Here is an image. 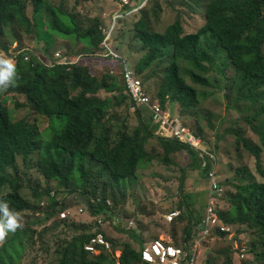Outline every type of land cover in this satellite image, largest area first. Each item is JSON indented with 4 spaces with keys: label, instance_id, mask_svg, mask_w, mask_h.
Segmentation results:
<instances>
[{
    "label": "trees",
    "instance_id": "1",
    "mask_svg": "<svg viewBox=\"0 0 264 264\" xmlns=\"http://www.w3.org/2000/svg\"><path fill=\"white\" fill-rule=\"evenodd\" d=\"M136 2L137 0H132V4L126 8H134ZM207 2L206 23L196 33L185 34L180 17L164 32L152 31L148 23L140 18L134 25L136 37L142 42V57L136 71L146 85H150L152 80L157 82L154 101L160 103L164 109L170 108L169 105L175 106L173 111L176 113L171 111L172 114L180 116L182 123L189 127L184 119L194 116V111L197 112L204 95L195 85H213L207 74L212 71V66L207 69L205 64L213 65L220 59L219 52H224L239 76L238 100L245 98V101L257 100L262 103L261 111L248 119V124L260 135L264 146V0ZM15 21L19 25L29 26V33L37 34V41L43 44L42 49L46 56L62 40L67 43L68 40L79 41L83 45V52L88 56L77 63L52 68L41 63L35 55L29 61L21 54L13 61L14 82L7 88L0 89V203H7L9 211L17 215L28 210L37 213L42 210L44 221L58 215L59 202L57 198H51L53 189L42 192L34 190L35 204L22 195L23 184H30L16 173L18 158L21 157L23 163L29 166L32 155L37 153L36 168L46 182L56 181L64 190H70V196L76 198H103V202L91 204L90 212L105 218L106 224L98 232H104L113 244L112 250L104 248L100 254H94L85 248L94 236V223H91L93 227L85 226L81 229L75 223L67 225L69 219L55 221L59 226L65 223L64 227L68 226L76 232V237L64 250L60 264H144L142 250L147 243H143L137 232L130 230L133 226L122 229L125 220L133 219L122 216L118 211L117 195L106 193L97 196V191L88 193V165H102L117 187L129 188L143 167L158 164V161L163 165H178L174 158L181 151L188 152L191 157L188 165H191L192 170L202 171L207 182L206 173L212 169L214 161L206 157L208 166L204 169V157H201L200 151L176 139L156 135V125L151 117L148 120L143 117L142 110L135 113L139 124L134 130L117 128L124 120L119 117L118 112L124 109L131 111L133 103L125 93L119 77L108 72L98 77L90 59L93 57L95 60L96 54L102 49L104 36L101 27L107 23L99 18H87L88 24L82 23L75 14L62 7H55L48 0H34L32 19L27 14L26 0H0V39L6 34L7 24ZM169 53L170 63L163 69L162 66L166 64L165 57ZM97 58L110 68L116 66L112 60ZM182 61L191 66L188 77L193 84L182 73ZM157 67L159 70L155 71ZM100 91H105L109 96L102 98L99 96ZM244 92L245 97L242 96ZM13 95L25 98L21 101L24 103H18L16 107L32 109L37 116L49 119L48 128L44 132H40L25 117L14 118L9 106L14 100L11 98ZM114 109L117 110L115 113ZM107 118L111 122L109 129L102 131ZM114 127L116 131L112 134L111 129ZM191 129L205 140L200 134L202 129ZM46 132L48 137L44 138L42 135ZM235 132L236 144L243 145L254 157L256 169L262 174L260 177L264 178L263 147L253 141L251 143L242 131ZM216 149L215 145L211 151L218 159ZM154 159L157 163H154ZM239 178L232 190L220 179L224 194L217 214L222 222L232 227L247 225L256 228L264 240V181H260L252 172L243 173ZM7 186L10 190L2 194ZM208 194L206 191L209 202ZM45 199L49 203L43 207L41 202ZM108 199L112 200V205L107 203ZM78 201L85 204L84 200ZM226 203L228 208L223 209ZM66 206V202H63V208ZM207 207L208 203L201 212L197 209L189 210L186 218L182 212L173 223L165 218L174 227L184 224L182 238L170 236L174 245L189 248L197 225L206 215ZM0 216H3L2 212ZM118 231L129 235L133 242L128 240L119 243L116 240L120 238ZM28 233L30 228L24 232L18 231L4 249L8 252L9 245L13 249L22 247L23 239ZM228 234L216 230L202 244L209 239H222ZM118 251L121 252L120 258L117 257ZM255 253L257 256L262 255L257 250ZM205 264H210V261L207 260Z\"/></svg>",
    "mask_w": 264,
    "mask_h": 264
},
{
    "label": "rangeland",
    "instance_id": "2",
    "mask_svg": "<svg viewBox=\"0 0 264 264\" xmlns=\"http://www.w3.org/2000/svg\"><path fill=\"white\" fill-rule=\"evenodd\" d=\"M48 1L55 7H62L69 13L75 14L82 23L88 24L87 18H99L103 23L112 24L110 29H114L111 36L114 42L109 43L110 46L116 50L118 48L129 60L135 53L136 62H132L135 67H138L137 64L142 57V42L136 37L134 31V25L140 18L148 23L152 31L157 32H164L177 17L182 19L186 33H194L206 23L207 0H149L142 10L126 17L120 16L121 6L119 0ZM142 1L138 0L137 6H141ZM26 2L27 14L33 19L34 0H26ZM16 22L8 23L6 26V34L0 39V56L11 58L12 53L17 55L25 47L34 51V54L41 56V59L48 63L42 49L43 44L41 45L37 41V34L29 33V26L19 25ZM33 28L35 27L33 26ZM20 44L21 50H19ZM83 50V45L79 41L68 40L67 43L62 40L59 41L50 54L53 63L58 61L56 56L58 51L69 57L73 63H77L88 56ZM219 55L220 59L213 65L205 64L207 69L212 66V71L207 74L213 85L205 87L195 85L204 95L201 98V104L198 106L197 112L194 111V116H187L184 120L190 128L192 127L197 131L198 127L202 129L200 134L207 142L202 144L203 147L209 148L210 146L214 148L215 145L217 146V165H219L220 172L216 170L218 182L222 179L232 190L240 180L238 177H241L243 173L252 172L260 181H264V178L260 177L262 174L256 169L254 157L244 149L243 145L236 144L235 132L242 131L251 143L253 141L254 144L261 145L264 151L260 135L253 131L248 124V119L261 111L262 103L257 100L245 101V98L238 100L239 76L224 56V52L220 51ZM90 59L95 66V74L98 77H102L105 72H108V65L93 60V57ZM170 60L171 54L169 53L165 57L166 64L162 66L163 69L169 65ZM190 68L189 64L182 61V73L187 81L193 84L188 77ZM157 70H159L158 67L155 71ZM147 87L150 94L155 95L157 82L154 80L150 85L147 83ZM245 95V92L242 93L243 97ZM99 96L104 98L109 95L105 91H100ZM11 98H14V100L9 103V106L15 119L27 118L40 132H44L48 128V118L37 116V113L32 109L16 107L18 103H24L21 102L25 99L23 96L13 95ZM169 107L173 113H176V111H173L176 108L175 106L169 105ZM114 111L117 110L114 109L113 113H115ZM118 113H120L119 117L124 119L123 123L117 127L118 129L129 128L132 131L138 126L139 121L136 114L131 111L128 112L126 109ZM143 117L148 120L149 113H146ZM104 123L102 131H107L111 123L110 118H107ZM111 130L112 134L116 131L115 127ZM42 136L47 138L48 133L46 132ZM152 143L156 142L152 141ZM150 147L151 145L148 148ZM159 155L161 154H157V156ZM174 159L178 162V165H163L159 161L158 165L154 164L157 163V160L154 159V165H148L139 170V176L129 188L117 187L109 173L103 170L102 165H88L87 191L88 193L97 191V196L106 193L116 194L118 211L122 216L133 219L135 226L130 230L137 232L142 237L143 243L159 238L157 234L160 232H163L162 235H174V237L179 236L178 238H182L184 224L174 227L171 225L173 222H166L165 216L171 211L179 210L181 213L183 212L186 218L189 210L197 209L200 212L204 210L206 203H208L206 198L208 182L203 178L202 171L192 170L191 165H188L191 161L188 152L181 151ZM262 160L264 165V155ZM37 161V153L32 155L29 166L23 163L21 157L18 158L16 173L30 184L29 186L27 182L23 184L22 195L35 204L34 190L42 192V190L50 191L53 189L59 202L58 210L71 209L75 212L81 207V202H77V200L83 201L85 200L84 197L70 196L68 192L70 190H64L65 188L56 181L46 182L37 171ZM8 171L12 173L11 169ZM5 188L2 194L10 190L8 186ZM63 202L67 204L66 208H63ZM227 208L226 203L223 209ZM84 214L72 216L66 224L75 223L81 229L85 226H92V219L88 217V214ZM43 215L42 210L39 213L28 210L26 213L17 215L15 231L6 230V235L0 240V259L3 264H60L64 250L70 241L76 237V232L68 226L64 227L65 223H61V226L57 225L55 222L59 221L57 215L53 219L45 221L42 219ZM2 218L3 216H0V220ZM126 221L132 225L130 220ZM27 228H30V233L23 239L22 247L13 249L9 245L10 251L7 252L4 248L8 245L9 240L18 234V231L24 232ZM232 230L230 234L222 237V239H209L202 244L203 240L199 247V261L203 262L202 264H205L207 260L210 261V264H264V240H262L257 229L247 225H235ZM111 234L115 235L114 232H111ZM118 234L120 238L116 240L119 243L132 241L129 235L124 232L118 231ZM255 250L262 253V255L257 256ZM119 261L120 259H118Z\"/></svg>",
    "mask_w": 264,
    "mask_h": 264
},
{
    "label": "built area",
    "instance_id": "3",
    "mask_svg": "<svg viewBox=\"0 0 264 264\" xmlns=\"http://www.w3.org/2000/svg\"><path fill=\"white\" fill-rule=\"evenodd\" d=\"M129 1L130 0H122L124 4ZM112 32L113 29H104L106 37L102 43L104 50L101 56L105 58L111 57L119 64L127 92L132 102L135 104L134 109L142 106L148 107L153 114L154 123L158 125V134L165 138L177 139L201 151L205 159L204 167L207 166L206 157H210L214 161V168L208 174L211 185L206 215L202 222L197 225L194 240L189 248L185 249L176 246L170 240L167 241L165 238L159 237L145 245L142 250V259L144 264H201L199 261V247L201 242L216 230L222 233H231L233 231L232 227L222 222L217 214L220 199L224 194V188L218 182L216 174L217 158L210 151V148L202 146V144H204L203 140L197 137L190 128L184 126L178 118L172 117L168 111L163 110L159 103H155L151 100L143 85L142 79H140L136 72L128 66L127 62L111 48L109 43H111ZM58 56H60V54H58ZM27 59H29V57ZM111 73L114 74L115 71L112 70ZM44 204L45 203H43V205ZM109 204H112L111 201H109ZM85 211L84 207H80L75 212L71 209L64 210L59 214V218L61 220L68 219L70 216H74V214H83ZM180 215L181 211L175 210L168 213L165 218L168 222H173ZM104 221L105 219L101 218L99 224L103 225ZM104 248L108 250L113 249L112 242L107 238L104 232H96L95 236L86 245V249L95 254H100ZM119 252L120 251L117 252L118 258L121 256Z\"/></svg>",
    "mask_w": 264,
    "mask_h": 264
},
{
    "label": "clouds",
    "instance_id": "4",
    "mask_svg": "<svg viewBox=\"0 0 264 264\" xmlns=\"http://www.w3.org/2000/svg\"><path fill=\"white\" fill-rule=\"evenodd\" d=\"M120 1V6H121V15L120 16H123V17H126V16H130V15H133L134 14V12L136 13V12H138L139 10H142L145 6H146V3H148L149 2V0H143L142 1V7L141 6H135L134 8H130V9H127L126 7L127 6H129V5H131L132 4V0H130L128 3H126V4H124L123 2H122V0H119ZM137 4H138V0H137ZM207 7H208V2H207V4H206V10H205V14H206V11H207ZM205 17H206V15H205ZM178 18V17H177ZM177 18H176V20H177ZM181 19V18H180ZM206 19V18H205ZM175 20V21H176ZM174 21V22H175ZM173 22V23H174ZM181 22H182V25H183V21H182V19H181ZM172 23V24H173ZM112 26V24H110V23H107V25L106 26H102L101 27V30H102V33H103V36H104V39H105V37H106V35L104 34V29L105 28H110ZM204 26V25H203ZM202 26V27H203ZM183 29H184V25H183ZM113 32H114V29H113ZM113 32H112V34H113ZM184 32H185V29H184ZM197 32V31H196ZM196 32H194V33H196ZM185 34H191V33H186L185 32ZM104 39H103V41H104ZM103 41H102V43H103ZM112 42H114L113 41V39H111V43ZM102 43H101V53L103 52V50H104V48H103V46H102ZM120 57H122L126 62H127V64H128V66L131 68V69H133L135 72H136V74H137V76L140 78V79H142V82H143V85H144V87L146 88V90H147V92H148V94H149V96H150V98H151V100L153 101V102H155L154 101V99H153V94L151 95L150 94V91H149V88L147 87V85L144 83V81H143V78L137 73V71H136V67H135V65L134 64H132V62H131V60H129L123 53H121L120 51H118V50H116L114 47H111ZM19 50H21V49H19ZM99 52V53H100ZM35 52L34 51H32V50H30V49H28V48H23L20 52H19V54H17V55H15V54H13L12 53V55H11V58H4L3 56H0V89H2V88H7L8 86H10L13 82H14V79H15V65H14V63H13V61L16 59V57L17 56H19V55H21V54H24L26 57V60H31L32 59V55H35L38 59H39V61L41 62V63H43L44 65H46V66H48V67H55V66H59V65H70V64H73V62L71 61V59L69 58V57H66V56H64L60 51H58L57 53H56V56H57V59H58V61L57 62H55L54 61V63H53V60H52V58H51V54H48L47 56H46V53H44L45 55V57H46V59L48 60V63H46V62H44L42 59H41V56H39V55H36V54H34ZM96 54V59L95 60H97V61H100L101 59H98L97 57H100V58H103V59H109V60H112V61H114L115 62V64H116V66L115 67H112V68H110V67H108L107 68V71H108V73L110 74V75H112V76H116V77H119V79L122 81V83H123V85H124V87H125V93L129 96V94H128V92H127V88H126V85H125V82H124V80L122 79V75H121V68H120V66H119V64L113 59V58H111V57H107V58H105V57H102L101 56V54ZM58 54H60V56H58ZM29 57V59H27ZM80 61V60H79ZM78 61V62H79ZM136 62V61H135ZM134 63V62H133ZM112 70H114L115 71V73L114 74H112L111 73V71ZM106 73V72H105ZM155 93V92H154ZM129 98H130V96H129ZM130 100H131V98H130ZM131 103H133V104H131V106L132 107H130V109H131V112L133 113V114H135L137 111H139V110H142V112H143V114L145 115L146 113H149V117H151V120H152V122L154 123V119H153V114H152V112H151V110L148 108V107H145V106H142V107H139V108H136V109H134V106H135V104H134V102H132V100H131ZM155 103H158V102H155ZM160 104V103H159ZM161 105V104H160ZM161 107H162V109L163 110H165V111H168L170 114H171V116L172 117H174V118H178L179 120H180V122L182 123V120H181V118H180V116H175V115H173L172 114V112H171V109L170 108H166V109H164L163 108V106L161 105ZM39 116V115H38ZM29 121V120H28ZM30 122V121H29ZM31 124H33V123H31ZM183 124V123H182ZM34 125V124H33ZM154 125H156V135H158V136H160V137H162L161 135H159L158 134V125L157 124H155L154 123ZM184 126H186L185 124H183ZM186 127H188V126H186ZM188 128H190V127H188ZM191 129V128H190ZM192 130V129H191ZM193 131V130H192ZM194 132V131H193ZM195 134V133H194ZM196 135V134H195ZM197 136V135H196ZM198 137V136H197ZM162 138H165V137H162ZM200 138V137H199ZM166 139H171V138H166ZM201 140H203L202 138H200ZM177 140V139H176ZM179 141V140H178ZM179 142H181V141H179ZM203 142H204V144H206L207 142H205L204 140H203ZM183 143V142H182ZM190 146V145H189ZM191 147V146H190ZM209 148H210V151H211V147L209 146ZM197 150V149H196ZM199 151V150H198ZM201 152V151H200ZM212 152V151H211ZM200 155H201V157H203L202 156V153H200ZM212 160V159H211ZM204 161H205V159H204ZM217 161V160H216ZM208 166V165H207ZM207 166L206 167H204V164H203V168L205 169V168H207ZM213 168H214V165H213V167H212V169L210 170V171H212L213 170ZM217 172H219V165H217ZM210 171L209 172H207L206 174H207V180H208V189H207V191L208 192H210V180H209V178H208V174L210 173ZM220 173V172H219ZM220 183V182H219ZM221 185V184H220ZM53 193H54V195H53ZM209 195V194H208ZM51 198H56V192L53 190L52 192H51ZM84 202H85V204L84 203H81V207H84L85 208V214H88V217L89 218H91L92 219V223H94V225H95V229H94V232H93V234H94V236H95V234H96V232L98 233V231H99V229H100V227H102V226H104L106 223H105V221H104V224L103 225H100L99 224V220L101 219V218H104V217H99V216H97V215H93V214H91V204H98V203H101V202H103V198L102 197H97V198H88V197H84ZM109 201H111V203H112V200L111 199H108L107 200V203L109 204ZM43 203H45L44 205H43ZM48 201L45 199V200H43L42 202H41V206H43V207H46L47 205H48ZM209 203V202H208ZM110 205V204H109ZM112 205V204H111ZM80 208V207H79ZM78 208V209H79ZM62 211H64V210H62ZM62 211H60L59 213H58V215H57V218L59 219V220H61L60 218H59V214L62 212ZM77 211V210H76ZM0 212H2L3 213V218H2V220H0V240H2L3 238H4V236L6 235V230L7 231H15V229H16V227H17V214L16 213H13V212H10L9 211V209H8V205H7V203H0ZM172 212V211H171ZM84 214V213H83ZM84 214V215H85ZM75 215H82V214H74V216ZM72 216H70L69 218H71ZM68 218V219H69ZM105 219V218H104ZM177 219V218H176ZM64 220H67V219H64ZM131 222H133V221H131ZM123 227H129V226H135V223L133 222V225H131V224H129L127 221L125 222H123V225H122ZM232 227V226H231ZM232 229H233V227H232ZM230 234V233H229ZM93 236V237H94ZM92 237V238H93ZM91 238V239H92ZM151 242V241H150ZM149 243V242H148ZM87 245V244H86ZM86 245H85V248H86ZM87 250V249H86ZM88 251V250H87ZM90 252V251H89ZM95 254V253H94Z\"/></svg>",
    "mask_w": 264,
    "mask_h": 264
},
{
    "label": "crops",
    "instance_id": "5",
    "mask_svg": "<svg viewBox=\"0 0 264 264\" xmlns=\"http://www.w3.org/2000/svg\"><path fill=\"white\" fill-rule=\"evenodd\" d=\"M130 60H131V62L136 61V60H135V54H134L133 57H131ZM152 81H154V80H152ZM162 234H163V232H160V233H158L157 235H158V237H163V238H165L166 240H170V241H171L170 236H167V235L165 234V235L167 236V237H166L165 235H162ZM200 263H201V262H200ZM202 263H203V262H202ZM202 263H201V264H202Z\"/></svg>",
    "mask_w": 264,
    "mask_h": 264
}]
</instances>
